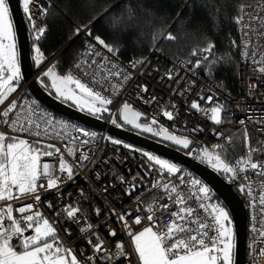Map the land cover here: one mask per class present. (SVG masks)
Here are the masks:
<instances>
[{
	"label": "built area",
	"instance_id": "1",
	"mask_svg": "<svg viewBox=\"0 0 264 264\" xmlns=\"http://www.w3.org/2000/svg\"><path fill=\"white\" fill-rule=\"evenodd\" d=\"M50 6L49 0H36L35 6L31 7L36 28L45 29L41 39L46 33L45 21ZM242 6L245 11L240 12L243 19L239 22L241 63L238 68L237 95L228 93L212 82L198 64L184 59H168L155 49L142 64L133 66L134 61L123 59L115 51L109 52L100 45L95 37L88 34L87 28L82 30L85 35L83 48L67 74L81 79L104 98L112 100L106 112V120L110 123L116 120L115 124L122 125L120 110L127 102L147 115L150 123L155 119L157 123L153 125L156 129L163 127L176 136L189 139L191 151L180 150L190 157L212 167L202 158L203 149L206 148L219 154L225 163L234 166L238 174H227L242 182L248 198L249 264H264V236L260 235L264 232V203H261V197H264V167L251 169L246 164L238 163L242 159L249 160L248 155L229 157V150L234 146L230 130L247 127L264 143V72L260 70L264 68V0L246 1ZM25 15L33 39L40 41L35 39L33 24L28 14ZM52 60L35 65L38 79L44 76ZM209 96L213 97L211 101L207 100ZM8 100H14L17 107L9 117L0 118V132L30 142L39 139L43 144H55L64 153L73 175L69 177L66 171L61 172L57 166L50 164L48 174H42L37 181V192L11 201H0V214L4 213L7 204H11L13 216L19 220L22 214L16 209L32 204V212L23 215L39 211L56 229V244L62 249H71L81 264H130V261H136L129 230L135 232L151 226L157 219L168 224L174 219L170 213L180 207L187 206L194 210L193 216L186 218L189 222L201 220L209 225L214 223L210 210L201 208V203L221 205L226 209L221 199L188 168L107 131L91 130L60 115L31 96L22 83L8 95ZM193 101L206 110L222 106V122L215 123L210 111L191 108ZM3 109L4 105H0V111ZM166 111L173 113L172 120L164 115ZM5 120L8 123H4ZM13 120L18 121L17 127L23 125L29 131H13ZM29 121L32 123L29 124ZM36 124L40 127L37 128ZM36 132L40 133L39 137L34 135ZM115 140L120 143H113ZM69 149L72 150L71 155L68 154ZM85 156L88 158L84 159ZM149 156L166 160L179 171L169 173L150 160ZM43 159L58 162L59 156ZM249 162L264 165V157L255 161L250 157ZM241 167L246 170L240 172ZM49 179H57L54 187L48 186ZM194 180L200 181V185H194ZM165 184L168 190L164 189ZM200 186L209 189L207 197L198 191ZM172 187L176 188V192L171 193L173 199H169ZM13 194L19 196L16 189H13ZM177 194L185 198V205L174 203ZM34 195H39L40 200L36 201ZM163 204H167L168 208H162ZM149 207L153 209L152 212L147 211ZM70 208L79 210L75 217L67 215ZM121 215H124V220L119 219ZM137 215L141 217L139 225L134 223ZM147 215H153L154 220L147 221ZM10 223L6 221V226H10ZM192 227L198 228V223H193ZM230 227L234 234L232 220ZM112 232L116 235H110ZM24 235H34V229H27ZM97 241L103 244L100 252L94 251ZM116 244H123V257ZM89 257L93 259L89 261Z\"/></svg>",
	"mask_w": 264,
	"mask_h": 264
},
{
	"label": "snow or ice",
	"instance_id": "2",
	"mask_svg": "<svg viewBox=\"0 0 264 264\" xmlns=\"http://www.w3.org/2000/svg\"><path fill=\"white\" fill-rule=\"evenodd\" d=\"M36 0H22V9L24 13L28 14L29 21L33 24V29L36 32L35 39H41L45 32L44 28H36L35 22L31 15V7L35 6ZM245 11L242 6L240 12ZM243 19V15H238L236 21L239 23ZM87 25L82 28H77L76 33L79 34ZM91 35V31H88ZM166 39L173 40L175 37L169 33ZM100 45H103L109 52H114L115 49L107 44L100 37H95ZM212 45L203 51L210 52ZM35 56L33 57L35 64L39 66L44 60L43 53L39 47L34 46ZM196 54L195 51L193 53ZM136 63H143V61H135ZM79 67V65H77ZM264 72V68L260 69ZM44 75L50 77L52 80V87L56 93L66 100H73L79 106L87 107L90 113H97L100 111H107V108L98 107L97 104L103 106L111 104L112 100L104 98L99 92H96L88 84L83 83L81 79L74 77L72 74L57 75L54 71V66L49 68ZM22 78L20 58L17 52L16 32L14 22L10 10L9 0H0V105H4V109L0 111V118L9 117V114L17 107L14 100H8V95L16 91L13 86L14 82H18ZM74 85L84 96L77 95L75 89L70 87ZM251 87V86H250ZM147 91V89H143ZM90 98L89 99H86ZM213 99L212 96L207 97L208 101ZM7 101V103H6ZM191 108L200 111H210L211 119L220 124L222 106L211 107L210 109H202L200 104L193 101ZM141 113L133 111L131 106L125 102L121 109V118L124 123L133 125L135 128H142L144 132H153V128L148 124H141L137 122ZM169 120H172L173 113L164 112ZM243 121H241L242 123ZM4 123H8L7 120ZM32 122L29 121V124ZM112 123H116L113 120ZM157 121L153 119L151 124H156ZM18 125V121H11L13 131L28 132L29 129L23 125ZM37 128L39 124L35 125ZM154 135H162L165 140H170L176 145H180L185 149L189 148L191 141L187 138H180L174 134H170L167 129L161 128ZM35 136L39 137L40 133L36 132ZM88 135V133H85ZM94 135V134H93ZM119 144V140L113 141ZM127 147V145H125ZM68 154H72V150H68ZM59 156V161L54 159L44 160L43 157L52 158ZM88 157H84L87 159ZM202 158L206 159L214 169L222 170L225 173H233L237 175V169L225 163L219 154H214L203 149ZM150 160H154L156 164L160 165L162 169H166L169 173H176L179 169L172 163L166 160L159 159L154 156H149ZM249 160H241L238 163L246 164L251 169L264 167ZM55 165L61 172H67L68 176L73 175L72 168L67 164L64 158V153L60 147L55 144H43L39 139L29 141L28 139L20 138L19 136H9L5 132H0V201H11L26 197L37 192V181L40 176L47 175L49 165ZM245 167L239 169L240 172L245 171ZM58 179V178H57ZM57 179H49L48 186L54 187ZM194 185H200V181H192ZM43 187V185H40ZM165 190H168V185L165 184ZM13 189H16L19 196L13 194ZM198 191L203 193L205 197L209 192L206 186H200ZM176 188L172 187L168 198L173 199L171 193H175ZM36 201L40 200L39 195H34ZM177 205H185V198L179 194L174 199ZM261 203H264V197H261ZM162 208L167 209L168 205H161ZM201 208L209 211L212 217L213 224L209 225L201 220H193L189 222L186 218L193 216L194 210L191 207H180L177 211H172L170 216L173 217L168 224H164L162 219L151 226H145L141 231L134 233L129 230L128 235L132 239L136 253V261H130V264H233L232 250L233 232L230 227L231 220L228 211L221 205L201 203ZM33 205L25 204L16 209L22 214L23 226L21 221L13 216V208L11 204H7L4 213L0 214V264H81L77 256L73 254L71 249L61 248L56 244L55 233L56 229L49 223L48 219L43 218L39 211L31 215H23L24 213L32 212ZM79 210L70 208L67 211L69 217H75ZM148 212L153 209L149 207ZM99 214V213H98ZM124 220V215L119 217ZM147 221H153V215L145 217ZM6 221H10V226H6ZM42 221V222H41ZM183 221L184 223H178ZM134 223L141 224V217L137 215ZM198 223V228H193L192 224ZM125 226L127 224L125 222ZM91 227V225H89ZM157 228V230H153ZM27 229H34V235L25 236L24 232ZM212 233L211 235L209 233ZM195 233V234H193ZM179 234V235H178ZM110 235L115 236L112 232ZM264 236V232L260 233ZM51 241V242H50ZM91 244L92 241L90 240ZM103 244L97 241L94 246V251L100 252ZM116 248L120 249V255H125L123 244H116ZM93 258L89 257L91 261Z\"/></svg>",
	"mask_w": 264,
	"mask_h": 264
},
{
	"label": "trees",
	"instance_id": "3",
	"mask_svg": "<svg viewBox=\"0 0 264 264\" xmlns=\"http://www.w3.org/2000/svg\"><path fill=\"white\" fill-rule=\"evenodd\" d=\"M49 1L51 6L45 21L44 37L35 41L30 27L29 30L33 57L34 46L41 49L43 61L55 57L50 68L54 66L57 75H66L79 56L85 35L81 31L80 36L74 39L78 35L76 29L87 25L92 37L103 39L123 59L143 61L155 49L168 59H184L198 64L212 82L228 93L237 95L241 57L239 23L236 17L240 15L244 2L261 0ZM101 15L103 16L98 19ZM169 33L175 39H166ZM209 44L213 46L211 51H203ZM39 80L46 89L57 95L49 77L44 75ZM21 83L22 79L14 82L13 86L17 88ZM94 114L108 119L106 112ZM229 134L234 140V146L229 150L230 158L248 155L255 161L264 157V143L251 129L238 128L230 130ZM247 139L250 141L249 150ZM220 173L229 180L227 173ZM244 201L248 204L246 195ZM42 217L44 218L43 215ZM19 220L23 226V219ZM246 260L249 264L248 250Z\"/></svg>",
	"mask_w": 264,
	"mask_h": 264
},
{
	"label": "water",
	"instance_id": "4",
	"mask_svg": "<svg viewBox=\"0 0 264 264\" xmlns=\"http://www.w3.org/2000/svg\"><path fill=\"white\" fill-rule=\"evenodd\" d=\"M9 2L16 32V45L20 58L22 85L26 86L27 92L47 108L74 122L97 131H107L120 139L188 168L197 178L202 180L225 205L232 220L234 231L233 264H247L248 207L244 201L245 191L242 182L236 178L227 180L219 171L181 151L180 149H185L182 146L176 145L170 140H165L162 135H154V132H158L163 127L156 129L155 126L148 121L147 115L130 104L133 111H138L142 114L137 122L148 124L153 128V132H144L142 128H135L133 125L124 123L121 118V110L120 122L122 125L113 124L102 116L77 107L46 89L35 76L36 69L32 54L31 34L26 15L22 9V2L21 0H9ZM79 36L78 34L74 39ZM75 91L84 96L78 89H75ZM87 99L90 100V98ZM103 106L109 107L110 104ZM168 132L172 134L169 130ZM247 148L250 149L249 139H247Z\"/></svg>",
	"mask_w": 264,
	"mask_h": 264
},
{
	"label": "rangeland",
	"instance_id": "5",
	"mask_svg": "<svg viewBox=\"0 0 264 264\" xmlns=\"http://www.w3.org/2000/svg\"><path fill=\"white\" fill-rule=\"evenodd\" d=\"M37 66V65H36ZM50 68V67H49ZM48 68V69H49ZM50 78V77H49ZM50 80H51V78H50ZM51 82H52V80H51ZM51 85H52V83H51ZM70 87H72L73 89H74V85H70ZM54 91H55V89H54ZM56 92V91H55ZM77 93V95H79V96H82L81 94H79L78 92H76ZM57 94V93H56ZM58 95V94H57ZM59 96V95H58ZM61 97V96H60ZM63 98V97H62ZM87 99V98H86ZM69 101H71L73 104H75L76 106H78V107H80V108H82L81 106H79L75 101H73V100H69ZM101 108H107V107H104V106H101V105H99ZM82 109H85V110H87V107H83ZM104 112H107V111H101V113H104ZM42 222V221H41ZM144 227H142L141 229H139V230H137V231H135L134 233H136V232H139V231H141L142 229H143Z\"/></svg>",
	"mask_w": 264,
	"mask_h": 264
},
{
	"label": "flooded vegetation",
	"instance_id": "6",
	"mask_svg": "<svg viewBox=\"0 0 264 264\" xmlns=\"http://www.w3.org/2000/svg\"><path fill=\"white\" fill-rule=\"evenodd\" d=\"M97 106L100 107L99 104H97ZM97 113L101 114V111L100 112H97ZM232 178L233 177H231V176L228 177L229 180L232 179Z\"/></svg>",
	"mask_w": 264,
	"mask_h": 264
}]
</instances>
